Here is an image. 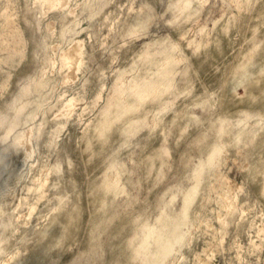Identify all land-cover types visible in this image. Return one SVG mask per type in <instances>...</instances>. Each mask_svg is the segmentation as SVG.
Masks as SVG:
<instances>
[{"label": "rangeland", "instance_id": "374dc122", "mask_svg": "<svg viewBox=\"0 0 264 264\" xmlns=\"http://www.w3.org/2000/svg\"><path fill=\"white\" fill-rule=\"evenodd\" d=\"M2 151L0 264H155L194 173L164 264H264V0H0Z\"/></svg>", "mask_w": 264, "mask_h": 264}, {"label": "bare ground", "instance_id": "6f19581e", "mask_svg": "<svg viewBox=\"0 0 264 264\" xmlns=\"http://www.w3.org/2000/svg\"><path fill=\"white\" fill-rule=\"evenodd\" d=\"M53 1L56 4H59V3H61V4L64 3L65 4V3H67V0H65V1H62V0H53ZM82 54H83V51H82L81 44H77V41H76V45L75 46H73L68 51H66V52H64L62 54V56H61V61H62L61 62V68H63V69L64 68H68V67L71 68V65L72 64L73 65H76V67H79L80 63L82 62ZM66 77H68V76H66ZM65 79L68 80L67 78H65ZM71 81L72 80H70V82ZM65 83H67V82H65ZM36 85L38 87H42L43 86V83L42 82H38ZM137 86H138V84H135V85L132 86V88L134 90H136L137 89L136 88ZM98 95H101V94L98 93ZM72 101H73V98H68V99L65 100V102L62 103V108L59 109L60 110V113L58 115L59 116L58 117L59 118V121L56 122V126L54 127V129L52 131L50 140H47V142H49L50 144H52L53 142L55 143L56 137L58 136V133L61 132L60 131L61 129L65 128V126H64L65 123L68 121V119L72 115L73 110H74ZM17 124H18V121H16L13 126H15ZM13 126L10 127V129L8 130V132H10L12 130ZM21 133L22 132H18L16 134V136L14 137V140L12 142V145H13V147H15L17 149L19 147H22L24 149L25 155H24V158L22 159V161L24 160V162H26L29 158H31V156H32V154H33V152L35 150L33 151L31 148H28V147L25 146L24 136H22ZM26 134H27V132H26ZM26 143H28V142H26ZM219 150L220 149H216V151H219ZM3 157H4V152L2 151L0 153V187L1 188H4L3 187L4 185L5 186L8 185L7 184V180L10 177V173H11V172H9L8 177H4V178L2 177L3 171H1V170H4V171L7 170V163L5 161H3ZM110 165L113 166L114 165V162L111 163ZM12 173H11V175H12ZM15 178H16V176H15ZM17 178L19 179L20 176H18ZM194 179H195V181H194L193 185L190 187V189L189 190L182 191V193H181V194H183L182 195L183 205L180 208V211L177 213L178 215H176V216L167 215V218H168L167 222L158 231H156V228L153 225L152 226L151 225L146 226V228H147L146 231L147 232L145 231V233L143 234V239H142V242H141V244L143 245V249L147 250L149 248V246L151 245V242H152L151 240L154 241V244L157 246V248H159V247L162 248L161 249V253L158 252V250L156 252L152 253V257L155 260L154 261L155 264H164V262L166 260V257L168 256V254L170 253V251L174 249L175 245L177 243L183 242L184 233H185L183 227L188 223L187 220L189 218V206L193 202V200L196 198V196H197V194L199 192V186H200V183H201V178L199 177L198 173H194ZM33 181H34V183L32 185H29L28 186V190L33 191L35 193L36 199L39 200L41 197L44 196V193H45V182L47 180L41 179L39 177H36V178L33 179ZM111 182H112V184L114 183L113 184L114 185V189H116L115 187H117V182H116L115 177H112L111 178ZM229 182H231V181H229ZM113 185H110V187L113 188ZM178 187H180V186H178ZM124 191H125V189L123 190V192ZM177 195L178 194L173 193L171 195V197H170V199H171L170 202L174 201L175 198L177 197ZM59 197H57V198L60 199ZM163 198H164V196H163ZM19 204H22V203H19ZM35 206H37V205H34V204L30 205V213H32V211L34 209H36ZM4 213H5V211L3 210L2 204H0V225H3L4 227H9V226L12 225V219L10 217H7L6 219L1 220V215L4 214ZM13 231H14V229H13ZM200 264H208V263L207 262H202Z\"/></svg>", "mask_w": 264, "mask_h": 264}]
</instances>
